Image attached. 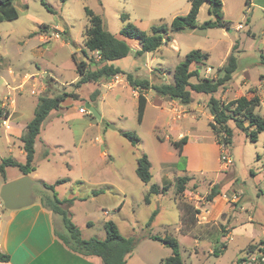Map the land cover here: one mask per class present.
I'll return each mask as SVG.
<instances>
[{"label": "rangeland", "instance_id": "obj_1", "mask_svg": "<svg viewBox=\"0 0 264 264\" xmlns=\"http://www.w3.org/2000/svg\"><path fill=\"white\" fill-rule=\"evenodd\" d=\"M45 1L54 12H49L41 0H15L19 18L0 23V97L13 103L12 108L9 103L3 106L11 115V125L25 126L34 118L39 97L43 94L50 97L64 93L74 95L66 98L61 110L57 111L64 120L52 122L51 116L45 122L35 148V167L46 184H54L60 179L69 180L57 186L55 194L58 198L72 201L67 207L83 237L104 240L105 224L113 221L124 236L175 237L185 264H232L236 258L234 264L238 259L241 260L239 264H264V261L254 260L256 252L239 254L251 240L258 238L264 226V133L257 143H252L231 123L235 130L229 149L234 157V167L218 178L209 174L212 180L220 183V188L224 187L222 194L229 202L235 199L233 204L225 206L235 230L230 240L224 239L223 235L231 231L229 225L223 226L211 220L205 229L189 225L196 219L204 221L210 212L206 197L210 194L211 180L194 178L187 183L184 193H178L180 173L177 170L183 167L173 164L177 160V152L167 140H177L181 132H189L187 136L193 140L213 142L209 126L210 96L192 92L193 102L186 109L180 107L182 104L179 101L178 105L171 107L167 104L157 107V102L164 98L149 90V107L144 122L139 123L138 97L125 75L101 83L90 82L78 88L76 66V62L82 61L89 63L92 69L100 66L98 55L90 53L84 45V33L89 26L86 7L102 18L112 34L131 47L128 57L109 65L137 79L148 80L151 85L172 84L175 68L193 50H202L210 58L200 66H192L191 70H201L200 79L217 80L222 76L221 70L232 47L237 45L238 69L233 80L213 97L229 102L242 96L243 90L248 93L253 87L263 101L257 112L264 116L263 8L248 7L245 0H230L223 11L225 20L232 25L231 29L183 30L171 35V41L156 52L136 56L138 42L124 38L121 30L131 24L150 34L154 25H169L175 17L187 15L191 0ZM260 1L264 0L256 2ZM208 9L209 4L201 7L199 24L214 19ZM83 51L87 52V56ZM208 67L213 69L210 75L205 73ZM9 70L20 76L16 83L12 82ZM35 74L43 77L38 85L35 80L40 76ZM197 82V78L191 80L193 84ZM15 86L18 90L12 91ZM33 90L35 95H31ZM95 91L98 94L93 97ZM91 102L95 104L93 107L100 119L93 114L80 113L81 108L89 111L87 105ZM171 108H176L175 114L188 115L174 120ZM122 131L134 132L140 139L139 144L133 146L122 136ZM7 137L14 140L2 128L0 163L10 157L21 160L18 149L12 156L9 154L11 144ZM144 154L152 164L149 185L141 182L136 174L137 162ZM22 176L18 168H7L6 177H0V184L2 186ZM152 184L168 185L169 190L166 195L155 196L151 204H146L144 199ZM34 192L35 196L44 193L39 186L34 187ZM238 204L244 209L237 208ZM155 211L157 215L148 226ZM182 211L186 213L184 227L180 222ZM5 212L0 200V216ZM226 217L223 215V218ZM250 217L254 223H250ZM224 230L227 232L224 233ZM217 241L227 245L220 257L210 253L217 247ZM261 242H264V237L249 245ZM162 249L159 255L151 254L165 258L171 255L170 248ZM148 261H143V264H159L152 256Z\"/></svg>", "mask_w": 264, "mask_h": 264}, {"label": "trees", "instance_id": "obj_2", "mask_svg": "<svg viewBox=\"0 0 264 264\" xmlns=\"http://www.w3.org/2000/svg\"><path fill=\"white\" fill-rule=\"evenodd\" d=\"M250 0H246L249 5ZM15 0H0V23L14 21L19 18V13L14 5ZM42 4L49 12H54L50 5L45 0H41ZM191 8L187 15L177 16L168 25L161 23L154 25L151 28V33L141 31L131 24L126 25L120 34L127 39L136 40L140 45V49L136 51V56H143L146 53H153L159 50L164 44L171 41V35L183 30H207L214 28L231 29V23L225 20L223 11L222 0H191ZM204 4H209L208 13L213 20H209L203 24H199L198 15L201 7ZM85 14L89 22L88 28L84 33V45L90 53H96L100 60V66L95 69L87 62H76L77 72L79 74V81L77 87L88 84L90 82L101 83L103 80H109L118 75H125L129 86L138 91V122L142 123L146 111L147 99L144 92L153 90L159 96L172 100L179 101L182 105H189L193 102L192 92L210 96L208 101V109L212 116V122L209 126L218 144L223 142L229 146L232 143L234 127L242 132L247 139L252 143H257L259 135L264 133V117L257 111L261 108V99L256 94L255 90L251 93V98L243 96L229 102H222L215 97L214 94L218 93L220 89L224 88L226 84L232 81L233 75L238 69V61L236 53L238 50L237 45H234L230 55L228 56L225 65L222 68L223 76L217 80L200 79L198 71L191 70L193 65H201L210 57L208 53L202 50H193L189 52L182 63H180L174 71L172 84L151 85L148 80H140L135 78L132 74H127L120 68H115L109 65L124 59L131 53L130 45L114 34H112L105 26L102 18L97 15L90 8H85ZM126 17V16H125ZM1 42V36H0ZM87 56V52L83 51ZM264 63V55L262 56ZM73 60L76 61L75 55ZM197 78L198 82L193 84L191 80ZM98 94V91L93 93V97ZM74 95L62 94L55 97H50L43 94L39 97V102L35 110L34 118L30 121L21 137L23 143V150L26 154L25 163H19L13 158H5L0 163V177H6V169L10 167L18 168L23 176L31 175L35 172V145L44 122L49 115L54 111H59L62 108V103L68 97ZM92 101H95L94 99ZM0 99V124L9 118V113L5 111ZM234 124V127L231 126ZM122 136L125 137L133 146H137L140 142L139 137L134 132L122 131ZM188 142V137L184 136L179 141H171L172 146L177 150L179 155V163L177 167L185 166V158L182 156V148ZM46 153L45 157H47ZM151 162L147 155H142L137 162L136 174L144 184L148 185L152 181ZM191 181L189 177L178 178V193L182 194L186 190L187 183ZM68 179H60L52 185L44 182L42 186L45 190L53 193L52 196L45 193L39 194L41 204L48 210L59 215L62 218L63 225L66 229V234L58 235L59 239L73 252L83 256H96L99 257L103 264H126L128 258L134 252L136 247L140 244L143 237H125L121 234L118 226L113 221H108L105 224L106 238L104 240L91 238L83 239L81 231L72 222L70 217L69 208L72 201L60 200L55 194L57 186L68 183ZM79 184H83L79 182ZM1 188V184H0ZM169 190L168 185L163 187L157 184L150 186L148 194L145 196V203L150 204V198L153 195H166ZM220 194V186L214 185L210 194L206 197V202H212ZM186 213H181V223L186 226ZM157 211H155L150 218L148 226H151ZM197 219L189 223L194 226ZM226 231H224L225 233ZM226 235H223L225 237ZM150 239L160 242L167 248L172 250V255L162 261V264H185L180 250V245L177 239L173 236H147ZM217 247L214 249L212 255L220 257L227 245L217 241ZM259 245H248L241 253L252 254L253 252L260 251L264 256V249ZM10 256L0 252V262H9ZM238 259L237 264L240 263Z\"/></svg>", "mask_w": 264, "mask_h": 264}, {"label": "crops", "instance_id": "obj_3", "mask_svg": "<svg viewBox=\"0 0 264 264\" xmlns=\"http://www.w3.org/2000/svg\"><path fill=\"white\" fill-rule=\"evenodd\" d=\"M229 1L230 0H222L223 9L226 7V5L228 4ZM256 1L257 0H250L248 7L256 6V7L264 8V1H260L258 3ZM245 4H246V0H245ZM42 39L44 40L45 37H42ZM136 48H138V50H139L140 45H136ZM238 52L239 51L237 50V53ZM237 61H238V59H237ZM196 66H199V65H196ZM221 73L223 76V72H221ZM9 74L11 76V80L13 83H16L20 79V76H18V77L15 76V74L12 70H9ZM35 76H40L39 78H37V80H35L37 82L36 85H38L40 82V79L41 78L43 79V77L40 74H35ZM229 83H231V82H229ZM228 84H226V86ZM236 88H238V87H236ZM245 89H247V88H245ZM11 90L17 91L18 86L12 87ZM252 90H255L256 94L260 97L261 106H262V102H263L262 98L258 94V91L256 89H253V87H252V89H250V91L248 93H245V91L243 90V95L240 97L246 96V97L251 98L253 96V94L251 93ZM132 91L138 97V91H134L133 89H132ZM149 93H150V91L144 92L145 97L147 99V106H146V111H145V115L143 118V122L145 120L146 112H147V109L149 107V99H148ZM240 97H238V98H240ZM238 98H236V99H238ZM0 99L3 102L2 106H6V104L9 103V106L12 108L13 103L9 102V99L1 98V97H0ZM6 101H8V102H6ZM157 103L159 104V106H157V107H162L163 104L164 105L167 104V105H169V107L179 104L177 100H172L169 97H166L162 101L160 100ZM90 105L93 107L95 104H93L91 102ZM180 107L186 109L187 105H181ZM175 110H176V108H174V109L171 108V112L174 113V120H176ZM58 113L59 112L55 111L49 115V117L52 116V122L64 120V118H61V116H59ZM186 115H188V113L183 114L182 118L185 117ZM262 117H264V116H262ZM210 118H211V121L210 120L209 121L212 122L211 114H210ZM11 121H12V118L10 115L8 119L1 122L0 132H1L2 128H4L5 132L14 138L15 141L14 140L12 141L10 139L8 140V137H7V141L9 142V144H11L10 145L11 148L9 149V154L12 156L15 152V149H18L19 155L21 156V160H17V159H15V160H17L19 163H25L26 154L23 150V143L21 141V137L24 134V131H25V128L27 125H25V126H20L17 124L11 125ZM45 122H44V124H45ZM44 124H43V126H44ZM234 130H235V128H234ZM188 133L189 132H186V133L181 132L179 134L178 139L174 140V141H179L184 136L188 137V142L182 148V156L185 158V166H184V168H181L177 171H178V173H180L179 174L180 177L186 176V177L191 178V180H193L194 178H200V177L202 179L206 178L207 180L208 179L211 180V181H209V189L211 192L212 187H214V185H220V183L218 181L212 180V175H209V174H215L216 177L218 178V177H220V175H222V173L226 172L222 169V164H221V160H220V156H219V150L221 151L220 145L215 140L214 135H213V142L208 143L205 140H193L192 138L187 136ZM260 135H259V137H260ZM38 139H39V137H38ZM38 139H37V142H38ZM167 140L173 141L172 138L167 139ZM37 142H36V144H37ZM160 143H164V142H160ZM42 144H44V143H42ZM35 148H36V145H35ZM176 152H177V150H176ZM232 157H233V155H232ZM179 159L180 158H179V155L177 152V160L175 162H173V164H177ZM233 161H234V157H233ZM164 164H167V163H164ZM34 165H35V162H34ZM233 167H234V163H233ZM36 171H37V168H36L35 172H33L30 176L34 179L39 180V181L42 180L45 183V180L41 179L40 176H38V174L36 173ZM48 185H52V184H48ZM164 185L165 184L158 185V186L163 187ZM41 189L44 191L45 194H47V195L50 194V191L45 190L43 186L41 187ZM223 189H224V187L220 188V194L212 202L209 203L208 206L210 208V212H209L208 216L204 217V219H203L204 221L197 220L196 224L193 227H195V228L201 227L202 229H205L206 225L209 224L210 220L213 222L215 221L216 224L218 222H220L221 224H223V226L229 225L228 228L231 231L224 237V239L230 240L232 237L233 231L235 230V227L232 226V224L230 222L231 218H230V216H228V214L226 212L227 209L225 206L227 204H233V202H235V200L233 198L232 202H229L228 199L226 198V196L222 194ZM155 196L159 198V197L164 196V195H158V196L153 195V196H151L150 204L153 200V197H155ZM59 199L60 200H66L65 198H59ZM237 208L244 209V207L242 205H239V204L237 205ZM69 212H70V210H69ZM223 215H226L227 217L223 218ZM58 217L60 218L59 221H57ZM70 217H71V220L73 222L74 220L72 218L73 215L71 212H70ZM249 221H250V223H254V220L252 217L249 218ZM180 222H181V214H180ZM241 225H242V223H241ZM181 226H182V223H181ZM262 228H263L262 232L257 236L258 238L251 240L250 243H252L255 240H260L261 238L264 237V226ZM65 230L66 229L63 225L62 218L59 215L53 213L52 211L46 209L41 204L39 196H36L35 203L29 207L19 209V210H14V211L6 210V212L3 213L2 216H0V252L2 254L9 255L10 260H9V262H0V264H103L102 260L99 257L83 256V255H80L78 253L71 251L57 236V234L58 235L59 234L60 235L66 234L64 232ZM226 230H224V231H226ZM81 235H82V233H81ZM105 235L107 236L106 232H105ZM184 235H189V234L184 233ZM125 237H131V236H125ZM82 238L83 239H91V238H85V237H83V235H82ZM195 238H197V237H195ZM221 243H224V242H221ZM250 243H248L247 246ZM247 246H245L244 248H242L239 251L240 255H241V252L244 249H246ZM163 247H166V246H164L160 242L154 241V240H152L146 236L145 238H143L141 240L140 244L136 247L134 252L128 258L126 264H143L144 263L143 261H145V260L148 261L151 256H152V259L158 261L159 264H162V261L168 257L165 258V256H162V257L153 256V254L159 255V251L163 250L162 249ZM152 252H154V253L151 254ZM224 252H225V250H224ZM210 253L212 254L213 251L210 250ZM257 253H258V251H256V254ZM171 255H172V252H171ZM144 257H147L148 260L145 259ZM235 260L232 262V264H234Z\"/></svg>", "mask_w": 264, "mask_h": 264}, {"label": "water", "instance_id": "obj_4", "mask_svg": "<svg viewBox=\"0 0 264 264\" xmlns=\"http://www.w3.org/2000/svg\"><path fill=\"white\" fill-rule=\"evenodd\" d=\"M91 114L100 119L94 107L87 105ZM42 187V183L30 175L22 176L11 182L3 184L0 188V200L8 211L23 209L33 205L36 201L34 187Z\"/></svg>", "mask_w": 264, "mask_h": 264}, {"label": "built area", "instance_id": "obj_5", "mask_svg": "<svg viewBox=\"0 0 264 264\" xmlns=\"http://www.w3.org/2000/svg\"><path fill=\"white\" fill-rule=\"evenodd\" d=\"M263 14H264V8H263ZM197 71L200 75L201 70H197ZM212 72H213V69L210 67H208L205 70V73L207 75L212 74ZM35 94H36V91L33 90L32 95H35ZM175 112H177V111H175ZM80 113H82L84 115H91V113L89 111H87V109H85V108H81ZM182 115L183 114H181V113H177V114H175V118L180 119L182 117ZM219 145L221 148L220 160H221V164H222V169L224 171H229L233 167V163H234L233 157H232V155L230 153V149H229L230 146L225 144L224 142L222 144H219ZM261 249H264V244L261 246ZM255 258L258 259L259 261H264V256L260 251H258L257 255H255L254 260H256Z\"/></svg>", "mask_w": 264, "mask_h": 264}]
</instances>
